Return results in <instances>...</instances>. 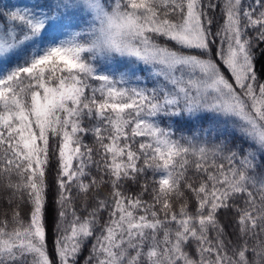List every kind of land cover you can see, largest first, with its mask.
I'll use <instances>...</instances> for the list:
<instances>
[{
	"label": "snow or ice",
	"instance_id": "6c2138e0",
	"mask_svg": "<svg viewBox=\"0 0 264 264\" xmlns=\"http://www.w3.org/2000/svg\"><path fill=\"white\" fill-rule=\"evenodd\" d=\"M0 264H264V0L0 7Z\"/></svg>",
	"mask_w": 264,
	"mask_h": 264
},
{
	"label": "trees",
	"instance_id": "16d2710c",
	"mask_svg": "<svg viewBox=\"0 0 264 264\" xmlns=\"http://www.w3.org/2000/svg\"><path fill=\"white\" fill-rule=\"evenodd\" d=\"M29 2H30V0H0V7L22 6V5L27 4ZM179 126L183 127L185 130H187L189 127H191L190 124H182ZM86 142L87 143L92 142L91 136L86 137ZM49 243L51 244V221H49Z\"/></svg>",
	"mask_w": 264,
	"mask_h": 264
}]
</instances>
